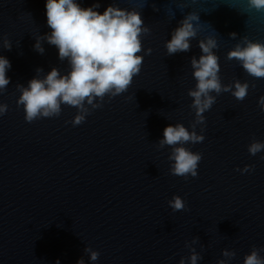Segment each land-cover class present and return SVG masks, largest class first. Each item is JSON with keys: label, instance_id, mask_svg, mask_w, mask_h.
<instances>
[{"label": "water", "instance_id": "obj_1", "mask_svg": "<svg viewBox=\"0 0 264 264\" xmlns=\"http://www.w3.org/2000/svg\"><path fill=\"white\" fill-rule=\"evenodd\" d=\"M78 2H98L101 13L109 4L139 11L150 29L141 37L144 60L128 90L105 96L100 108L88 106L83 123H71L77 109L67 105L58 117L29 123L16 85L27 86L37 68L43 77L53 67L66 74L69 65L46 41L43 55L33 48L36 37L51 32L46 0H0V55L11 63L0 93L8 106L0 115V264H190V249L202 256L197 264H243L253 246L264 249V150L248 152L253 140L264 142V78L226 56L245 36L264 42V10L249 9L247 0ZM191 13L199 19L190 51L167 55L165 42ZM207 37L219 45L221 82H248L249 91L243 101L221 93L204 113L196 132L205 139L184 145L202 156L198 174L185 179L171 174V148L157 142L169 124L192 130L190 61L199 59L198 42ZM246 165L251 170L240 171ZM174 195L185 210L171 209ZM85 247L100 253L95 262ZM225 249L235 257H223Z\"/></svg>", "mask_w": 264, "mask_h": 264}, {"label": "clouds", "instance_id": "obj_2", "mask_svg": "<svg viewBox=\"0 0 264 264\" xmlns=\"http://www.w3.org/2000/svg\"><path fill=\"white\" fill-rule=\"evenodd\" d=\"M247 4L249 9L257 12L264 10V0H247ZM99 7L98 2L91 7H82L78 0H46L47 26L51 32L36 37L33 48L43 55V41L55 46L58 59L61 62L66 60L69 70L66 74H61L58 68L53 67L41 77L39 74L43 73V69L37 68L36 76L27 86L16 85L20 92L17 105L23 106L27 122L58 117L62 111L61 106L67 105L77 109L71 123L74 126L79 125L90 114L88 106H91V109L100 108L105 96L115 97L126 92L133 77L139 74L144 60L140 55L144 51L141 37L150 32V29L144 26L140 12L134 8L129 10L109 4L101 13L97 11ZM198 19L195 13H191L179 21V26L171 33V39L165 42L167 55L190 51V41L197 37L198 32L193 21ZM229 35L235 39L237 34ZM198 47L202 54L199 59L193 56L190 61L196 83L187 93L192 98L190 107L195 112L192 130L182 123L169 124L163 130V138L157 142L160 149L165 146L171 148L168 157L172 161L171 174L185 179L188 176L196 177L198 174L197 168L202 156L184 145L201 143L205 139L202 134L196 132L198 125L205 124L204 113L211 109L216 97L221 93H231L236 100L243 101L249 91L248 82L238 79L226 85L221 82L219 57L214 51L219 45L214 37L200 40ZM3 48L9 51L12 48V43L7 38L3 39ZM151 51L149 48L145 54H151ZM226 59L238 61L249 76L264 78V42L253 41L245 36L227 53ZM10 68V61L0 55V93L6 91L10 83L6 74ZM258 104L264 111V96L259 98ZM7 110L6 104H0V115L5 114ZM262 150L264 142L253 140L248 146V152L253 156ZM250 170L251 166L246 165L240 171ZM168 204L174 212L183 211L186 207L184 200L178 195H174ZM197 241L198 237L194 238L193 243ZM84 251L93 262L100 255L90 247H85ZM261 251L264 249L253 246L245 255L243 264H264ZM190 252V264H197L202 256L195 249H190ZM222 255L232 259L236 253L225 249ZM76 264H85V261L80 258ZM179 264H185V259L181 258ZM217 264H226V261L221 259Z\"/></svg>", "mask_w": 264, "mask_h": 264}]
</instances>
